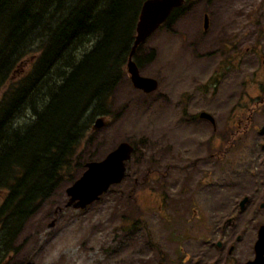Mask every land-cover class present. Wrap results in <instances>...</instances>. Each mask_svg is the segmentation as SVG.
Here are the masks:
<instances>
[{"label":"rangeland","instance_id":"374dc122","mask_svg":"<svg viewBox=\"0 0 264 264\" xmlns=\"http://www.w3.org/2000/svg\"><path fill=\"white\" fill-rule=\"evenodd\" d=\"M135 55L157 89L145 94L124 74L80 153L92 156L86 164L129 143L124 179L84 208L67 207L66 191L85 169L61 183L12 243L3 245L0 233V264H209L218 241L235 247L230 257L256 242L264 225V104L250 129L233 133L244 113L234 104L253 103L264 89V0H185ZM98 119L106 125L94 129ZM12 122L22 128L30 113Z\"/></svg>","mask_w":264,"mask_h":264},{"label":"trees","instance_id":"16d2710c","mask_svg":"<svg viewBox=\"0 0 264 264\" xmlns=\"http://www.w3.org/2000/svg\"><path fill=\"white\" fill-rule=\"evenodd\" d=\"M144 1L0 0L3 245L12 243L59 185L73 183L84 161L92 159L80 156L91 143L93 133L86 134L95 115L108 114L106 105L127 73ZM25 110L30 123L13 127Z\"/></svg>","mask_w":264,"mask_h":264},{"label":"water","instance_id":"95a60500","mask_svg":"<svg viewBox=\"0 0 264 264\" xmlns=\"http://www.w3.org/2000/svg\"><path fill=\"white\" fill-rule=\"evenodd\" d=\"M185 0H145L141 6L138 21L135 27V37L130 49L126 71L134 88L148 94L158 87L156 79L140 74L139 68L134 61V55L138 47L144 43L170 16L176 8L184 5ZM204 16V28L207 29V17ZM200 118H213L208 113H201ZM102 119H98L94 129L105 126ZM264 132V127L261 129ZM133 147L126 142L121 143L111 151L103 160L92 161L85 164V171L81 177L67 188V207L84 208L86 205L97 201L101 195L108 191L110 186L120 183L125 177L126 161L129 160ZM247 199L242 201L241 207ZM256 259L248 264H264V225L259 229V237L255 246ZM25 264H47L28 261ZM165 264V263H159Z\"/></svg>","mask_w":264,"mask_h":264},{"label":"flooded vegetation","instance_id":"af4514ba","mask_svg":"<svg viewBox=\"0 0 264 264\" xmlns=\"http://www.w3.org/2000/svg\"><path fill=\"white\" fill-rule=\"evenodd\" d=\"M259 93L258 95L255 97L254 102H249L245 105H239L238 103L234 104V107L237 109L239 107H242L241 109L244 108V113H242V115L238 118L237 122H236V126H238L237 130H235V132L233 133V135H237L240 133V129L242 127V125H244V130L247 131V129H250V126L251 124L254 122V119L256 118V113H258L259 111V106H262V104H264V89H259L258 90ZM236 102H239L236 100ZM235 103V101H234ZM245 115V116H244ZM264 125V124H263ZM260 128H263L262 126H260ZM259 133L261 134H264L261 132V130L259 129ZM247 201V200H246ZM243 207H241L242 209ZM246 209V207L244 208V210ZM244 210H241V212H243ZM244 218H246L247 215H243ZM249 221V217H248V220ZM230 224V228L232 231H236V220L234 219V221L232 222V220L230 219L229 217V221H228ZM242 224V223H241ZM246 224V223H244ZM242 224V225H244ZM225 228V227H224ZM223 228V235H224V238H226V236L230 233L229 229H224ZM244 234H248L247 231H243ZM233 235V233L231 234V236ZM258 237H259V231L257 232V239H256V242L258 240ZM227 240V239H226ZM237 240L238 242L240 243H243L244 240H249L247 237L244 238V236L242 235H238L237 236ZM251 243V245L249 246L248 245V248L245 250L246 253L243 257H238L237 255L235 257H230L232 256L231 254L234 252L235 250V247L229 243V245L227 244L228 243V240L227 242H222V241H218L215 243V251L216 252H219L217 255H218V259L215 260V261H212L210 262L209 264H219V261L222 260V263L223 264H228L229 262L228 261H232L233 264H248L249 262H252L256 259V250H255V244ZM205 245H207L205 242H204ZM227 250V254L224 255V252ZM238 251V249H237ZM209 252L208 251H203L202 252V260L200 262L203 261L204 257L208 254ZM228 255V256H227ZM248 255V256H247ZM209 256H213L212 254H210ZM196 258V256H195ZM193 263H197V261H192ZM159 264V263H158ZM206 264H208V262H206Z\"/></svg>","mask_w":264,"mask_h":264}]
</instances>
